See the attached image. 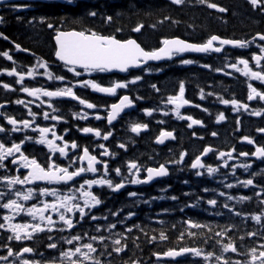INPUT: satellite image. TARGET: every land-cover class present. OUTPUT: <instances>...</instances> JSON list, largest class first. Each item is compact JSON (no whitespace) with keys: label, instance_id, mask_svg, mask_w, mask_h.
<instances>
[{"label":"snow or ice","instance_id":"1","mask_svg":"<svg viewBox=\"0 0 264 264\" xmlns=\"http://www.w3.org/2000/svg\"><path fill=\"white\" fill-rule=\"evenodd\" d=\"M173 5H183L184 0H170ZM247 2L252 6L254 10L259 9L264 13V0H247ZM9 0H0V5H8ZM67 5H73L76 0H64ZM199 3L206 5L209 9H214L217 12L224 13L227 9L218 6L216 3L211 2V0H199ZM13 9H16L15 5H12ZM98 12L96 10L89 9L86 12L88 17H97ZM119 15V13H117ZM102 20L111 24L114 20L112 15H103ZM170 19V17H165V20ZM4 21V17L0 16V23ZM41 23H46L43 19ZM161 21L160 23H162ZM175 22V21H173ZM32 23V21H29ZM47 28L53 29L55 31V46H54V56L57 61H60L66 71L71 73L73 77H83L87 75L91 77L93 73L97 74H108V73H129L131 69H141L142 71L149 73L151 72L150 67H145L149 65V62H159L163 60H173L174 57L183 56L185 53H221L224 46H231L235 49H248L253 43L259 49V53H251V61L255 64L254 70L250 67V61L246 58L238 57L235 63L225 64V67H230L235 72L240 73V75L246 77L250 81H258L260 84L264 85V33H257L251 40H237V39H226L221 38L217 35H211L205 42L201 43H190L180 38H165L159 41L158 47L146 50L137 42L134 38H118L116 35H105L101 32L94 31L91 29L87 30H73V31H63L55 27L52 23L46 24ZM155 27V25H152ZM144 28V24L138 23L131 28V32L140 33ZM116 32H122V28H116ZM0 38L4 40H9V37L0 33ZM15 50L18 52H27V49L22 48L19 44L14 45ZM0 56L8 61H12L13 57L9 54V51L5 50L0 52ZM183 65H190L195 63L192 59H181L180 61ZM242 65V67H240ZM201 67L210 68V65L203 64ZM37 68L44 69V75L49 80H55L60 82H65L66 77L64 75H54L53 72L49 71L48 63L44 60H38L34 67H30L27 70L28 78H35ZM162 70V69H160ZM6 75L9 77H16L15 83L21 85V91L26 93L28 97H32L35 100L40 101L37 107H40L45 103L41 97H47L49 101L55 98H70L73 101H78L80 105L85 109H96L97 105L88 102L86 99L78 96L74 91V88H90L93 92L105 94L110 97L117 96V90L126 89L129 84H136L142 79L140 75L134 76L131 80L125 78L123 81L116 80L112 81L109 86H102L100 83L96 82L95 79H80L76 83L68 81L71 86L58 87L55 90H47L43 87H28L24 86L23 81L25 80V74L23 72H18V70L13 67L11 70L4 69ZM217 71H221L217 69ZM229 73H225L228 75ZM7 91H15L8 83L0 84ZM152 87L156 88L153 84ZM212 95V93H208ZM201 99L204 98L203 93H201ZM259 99L264 102V91L258 90V88L253 87L251 83L248 84V95L247 100L252 101L254 99ZM136 99H140L137 97ZM167 104L172 106V111L178 120H188L190 123L188 127L191 128L193 125L201 124L202 122L193 119L191 116H186L181 114V109L185 105H189L190 101L185 99V85L183 82L179 84L178 92L175 95H169L167 97ZM14 103L18 105H24L27 107L25 100L17 99ZM221 103L228 105L231 103L235 110L244 109L248 111L249 106L246 103H240L233 99L231 101L227 99H221ZM199 107L198 105H194ZM4 105H0V108ZM47 107L52 109V113L58 111L54 105L49 102ZM134 107V102L128 95H119L118 102L111 103L110 110L107 114V122L109 125L113 124V121L122 113L125 109ZM207 111V109H202ZM145 115L151 116L152 110L145 109ZM167 115V112L164 113ZM252 115L260 116L262 113L260 111H252ZM28 115L32 117L31 120L23 119L16 120L11 116H5L7 125L11 126L10 132L16 133L25 130H31L32 132H38V138H35L34 143L38 145H44L50 155H48L46 163L41 164L36 158H29L22 151V146L26 141H32L33 138L25 135L19 143L13 141L10 146L4 142H0V168H5V161L10 160L13 165H18L16 171L19 172L21 168L27 170V174L16 175V176H4L0 178L7 188L8 192L14 194L15 198L8 197L6 202H0V209L6 210L5 215L2 216L3 223H0V229L5 232L10 233L7 237L9 242L15 240L16 242L22 243L25 240H32L34 235L37 233L45 232L52 233L53 231L65 232L68 231V236H62L61 239L67 245H71L70 248L59 250L57 255H53L45 260H35L26 258L25 254L32 255L35 253V249L29 246H23L18 251H14L9 245H5L7 249L6 255H0V262L3 264H8L9 257H14L15 260L19 261V264H103L101 257L105 255L111 256L113 253L120 255L127 248V244L124 242L127 240L126 236H123L120 232L113 233V230L117 228V224L124 225L126 220L131 219L134 212H129L127 216L123 217L117 222H109L105 227L104 231H107L110 235L114 236L110 241V245L105 244V240L108 239L104 235H89L88 233L73 234L72 229H74L77 224L84 221L85 217H89L92 221L98 219L107 220L108 217H97L91 213V210L101 204V200L96 194L92 192L94 186L104 187L106 186L113 192H118L125 187V182H129L132 185H148L153 180L161 177H166L169 175L168 169L165 164H160L158 167H144L135 161L127 162V175H124L119 167L112 169L117 177H120L119 182H113L109 179V165L107 162H103L97 159L96 155L90 154L88 147H83L81 149L82 154L69 156V147L76 152L80 146L72 141L69 144L64 141L63 136L57 135L54 129L49 127H41L39 125L33 127L35 124L36 114L32 112L31 108H28ZM73 118L87 119V113H74ZM223 113L219 114L216 118V122L224 120ZM43 119L59 122L61 117L55 114H50L47 111L43 112ZM96 120L105 119L100 115L95 116ZM161 121H158L160 123ZM238 123V122H237ZM147 124L133 123L131 125L130 131L139 135L141 131L147 130ZM9 130L3 126H0V133L8 132ZM81 131L85 134L91 133L96 138L107 141L112 135L111 131H107L102 135L101 130L94 129L92 127H84ZM259 132L264 133V128L258 129ZM67 130H65L66 134ZM49 134L51 139L48 138ZM213 136L216 133H212ZM167 139H174L173 133L170 131H160L159 136L156 138V143L162 144ZM243 140L248 144L253 145L255 151L249 154L248 152H240L239 155L243 157H248L249 155L254 156L258 160L264 161V145L257 146L253 139L245 136ZM56 141H60L61 145H58ZM98 147L103 149L100 155L109 156L111 155L104 144H99ZM118 147L125 148L124 144H119ZM211 147H205L203 149L202 155H206L212 152ZM233 149L229 152H219L218 159L227 157V160L233 159ZM59 153V157L67 158L69 163L66 166H61L53 160V155ZM186 153H181L180 159L176 163L183 161ZM227 160H224L222 166L227 167ZM79 166L73 167L77 165ZM86 162V167L84 163ZM97 165H102L103 173L99 179L96 178H85L86 173H91L93 176L99 171ZM206 166L202 162V156L198 155L191 163V168L197 170L195 175L201 176L202 172L199 169H204ZM238 167L243 168L247 171L252 167L249 163H242ZM145 175L141 178V172ZM217 172V168L207 166V173L211 176L213 173ZM264 172V170H262ZM232 175L235 176V170L233 169ZM255 175V174H254ZM77 178H80L82 182H78ZM40 182L46 186H40ZM79 184L77 187L76 184ZM240 185L247 188L249 186L255 188L253 179H244L238 181ZM20 185L23 190L16 189L14 186ZM25 185H34L35 187L24 188ZM53 185H64L67 186V190L64 192L59 191L56 187H47ZM225 187L231 189L234 187L233 184L228 183ZM204 192H208V188L203 189ZM4 191H0V201H4L6 197ZM130 197H136L138 194L136 192H130L128 194ZM185 195H188L185 193ZM219 196H225L224 192H219ZM264 195V193L256 192V196ZM44 197H52V201L48 202ZM156 199V197H153ZM164 199V197H160ZM171 200L175 201L178 198L176 196H171ZM226 199L231 201L234 199L233 196L227 195ZM240 201L250 200L251 197L240 196L238 198ZM37 200V203L27 206L29 201ZM200 202V198H197L196 204H186L185 207H196ZM148 203V201H144ZM206 203L211 207L215 208L218 204L217 199L209 198ZM260 204L264 205V199L260 200ZM229 212H232L236 216H241L239 211H234L233 208L229 207L227 203L223 205ZM87 210V211H86ZM184 209L181 208L180 211ZM30 218V221L24 223H14L16 217L21 215ZM76 214H78V219L75 220ZM220 215V213H215ZM112 216H118V212H112ZM264 215V214H262ZM262 215H252L251 219L256 223H261ZM53 216L58 217V220H54ZM247 219V217H245ZM187 225L186 232L189 236H195L196 233L192 232V229H202L208 227L207 225L201 224L199 222L193 221L191 219L184 221ZM59 224V227H55ZM133 227L139 228V225L134 224L131 227H125L124 231L131 233ZM142 230V229H141ZM231 227H225L221 231L214 233L215 237L220 239L215 240L212 251H205L203 248L198 247H179L170 248L163 254L154 253L157 260L163 257H168L175 259L176 257L183 256L186 253H191L194 257H199L202 259L204 264H264V243H260L255 247H251L244 252H241V248L244 247L243 243L238 247L233 239L227 238V243H223L222 240L227 237V233L230 232ZM185 231H182L178 237L179 240H183ZM211 231V229H209ZM96 232H101V226H96ZM147 236V233H145ZM247 237L251 239L257 236L256 232H247ZM264 239V234L261 235ZM49 240H52V236L49 235ZM138 239V238H137ZM151 240H155L156 237H150ZM167 235L161 231L159 234V240H167ZM211 239V237H209ZM244 236H240L239 240L243 242ZM208 241L205 240L204 243ZM99 245L101 247H97ZM218 246V251L216 250ZM50 250L58 249V244L56 242H51L46 245ZM110 247V251H109ZM228 253L234 254L236 257L245 256L247 259H232L230 256L226 255ZM41 257L44 253H39ZM15 264V261L13 262ZM132 264H136L132 261Z\"/></svg>","mask_w":264,"mask_h":264},{"label":"trees","instance_id":"2","mask_svg":"<svg viewBox=\"0 0 264 264\" xmlns=\"http://www.w3.org/2000/svg\"><path fill=\"white\" fill-rule=\"evenodd\" d=\"M211 2L227 9V11L220 13L214 9H209L206 5L199 3V0H184L183 5L179 6L171 4L170 0H80L75 7L55 4L40 6L32 14L35 19L33 23H29V20L20 21L17 16L4 14L5 20L0 26V33L8 36L9 40L0 38V52L13 50L12 46L15 44L27 49L29 56H25L27 59L25 64H28V66L18 67L20 69L34 67L32 66L33 60L37 58L50 64L54 63L53 39L55 31L47 28V23H52L61 30L91 29L105 35H116L118 38H134L146 50L160 46L159 41L165 38L179 37L186 41L201 43L205 42L211 35L226 39L251 40L258 32L264 33V13L259 9L254 10L247 0H211ZM89 9L96 10L98 12L97 17L86 16V12ZM103 15H112L114 17L113 22L111 24L105 23L101 18ZM165 17H170V19L165 20ZM41 19L46 21V23H41ZM161 21L163 22L160 23ZM138 23L144 24L141 32H131V28ZM152 25H155V27H152ZM116 28H122L123 31L116 32ZM235 56V54H226L222 57H191L196 64L188 67L180 66L179 61L176 59L169 65L151 67V76H147L142 71L130 73L124 78L110 77L101 82L107 85L114 80L123 81L125 78L131 80L134 76L140 75L142 82L132 87L131 94L133 97L138 94L141 98L139 102L141 115L145 109L158 112L164 99L178 92L181 82L185 83L186 92L189 95L200 91H205L207 94L212 93V95L206 97V103L211 102L215 97L232 99L236 95H243L246 91L245 86L238 83L234 77L229 74L225 75V73H229L225 64H232L236 60ZM2 59V56H0V69H2V66L8 70L15 67L7 65ZM3 63L6 65H3ZM203 64L211 67H201ZM217 69L221 71H217ZM52 70L55 75H64L67 78V75L61 70L54 67H52ZM159 72L162 73L159 74ZM153 84L156 85L159 91L152 87ZM87 99L99 104V100L102 98L90 95L87 96ZM3 101H7L6 97L3 98ZM110 103L111 101H106L103 108L108 107ZM154 116L158 117L157 120H161L160 114H154ZM157 120L156 118L145 119L144 124L149 126V132L140 137L129 135L125 138V144L129 151L127 155L129 161H135L142 166H154V164L165 163L172 166V177L166 180L165 190H167L168 198L165 202L166 215L163 216L167 221L166 235L168 239L161 247L164 252L170 248L178 249L185 246L203 248L205 251L213 250L211 246L215 244V241L213 242L209 239L211 237L210 227L213 225L218 229H223L227 225L225 221L216 225L213 222L214 218H220L227 213V210L223 207L225 203H240L241 201L239 199L228 201L226 199L228 194L223 186L215 187L213 195L211 194L212 190L204 192V188H210L209 177L205 176L203 179H199L195 174H190L193 171L191 163L196 155L199 154L197 152L204 149V143L195 144L193 145L194 149H192L188 146L190 144V135L189 138L185 137V139L183 138L181 141L178 140L176 143L165 147L155 146L153 143L154 136H157L160 131L167 129V127L156 124ZM133 123L136 122L130 118L121 121V124L132 125ZM120 130L127 131L125 128H120ZM181 153H186V155L182 162L176 163L180 159ZM180 172L183 173L181 176H179ZM221 173L228 178V171L221 170ZM243 175L244 173L240 172V176ZM231 179L232 177H230ZM244 179L245 177L242 178V180ZM234 187L228 192L231 196L238 197L240 191ZM240 187L242 189L245 188L242 185ZM221 191L226 195L223 197L219 196L218 193ZM185 193L188 195H185ZM171 196H176L178 199L173 201L170 199ZM197 198H200V202L196 207H185L186 204H196ZM209 198L217 199L218 204L215 208H211L206 203ZM127 208L133 209L136 214L135 221L144 219L148 213L145 211L143 202L138 203L135 201L133 204H128L121 211H129ZM181 208L184 210L180 211ZM161 211L162 206L156 205L154 210L151 209L149 211L151 214L149 218L153 219V214L156 213L158 215ZM215 213H220V215ZM155 218L159 219L157 216ZM189 219L208 227L192 229L191 231L196 233V235L189 236L185 231L187 225L184 223V221ZM230 219L238 220L239 217L231 216ZM139 226L138 235L141 236L145 243H141L143 246L141 249L135 248V250L142 251L146 247L150 248L148 247L145 233L148 235L152 227L141 228L142 226ZM230 227L232 228L233 226ZM182 231H185V235L181 241L178 237ZM137 240L136 236V246H138ZM205 240L208 242L204 243ZM222 242L224 243L223 240ZM159 248V245L152 244L149 250L157 252Z\"/></svg>","mask_w":264,"mask_h":264},{"label":"flooded vegetation","instance_id":"3","mask_svg":"<svg viewBox=\"0 0 264 264\" xmlns=\"http://www.w3.org/2000/svg\"><path fill=\"white\" fill-rule=\"evenodd\" d=\"M245 54H240V56H244V58L248 59L250 61V67L255 69L254 62L251 61V53L256 52L259 53V49L253 45L250 46L246 51ZM239 56V57H240ZM242 67V65L240 66ZM236 76L243 85L245 86V93L243 95H236L235 100H237L240 103H246L249 106L248 111H245L244 109L235 110L231 103L228 105L222 104L213 106L214 108H217L220 110V113H223L224 120L220 121L219 123L216 122V116L212 113H209L205 115L203 112V108H201V105H198L196 103V98H190V100L194 103H191V111L192 114H203L207 118V121L205 124L207 125L206 132L203 133V131L199 132V134H202L203 140L201 143H204L205 147H211L213 149L212 152L207 156V158L203 159L202 152L200 155L202 156V162L203 163H209L212 167L217 168L222 166L224 163V160H227V157L218 159L219 152H229L235 149L233 151V159L227 160V167L228 172L231 170L241 171L244 173L245 179H253L254 184L256 185L255 188L249 186L247 188H239L238 190L242 193V196L251 197L250 200H244L240 203H227L229 207L233 208L234 211H239L242 215L238 216V220H232L230 219L231 216H236L232 212H229L227 210V213L223 216L224 219H216L214 218L213 222L217 225L218 223H221L225 221L227 224L225 227L233 226L230 232L227 233V237L223 239L224 243H227V238H231L234 240L236 245L239 247L241 243H243L244 247L241 248V252L246 251L247 249L251 247H255L259 245L260 243H264V239L261 238V235L264 234V205L260 204V200L264 199V195L256 196V192L264 193V162L258 161L254 158V156L249 155L248 157L240 156V152H248L251 154L255 151V148L253 145L248 144L246 141L243 140V137L247 136L254 140L255 144L257 146L264 145V133H261L258 131L260 128H264V102L260 101L258 98L254 99L252 101L247 100L248 95V84L251 83L253 87L258 88V90L264 91V85L260 84L258 81H250L246 77L240 75V73L236 72ZM231 101V100H230ZM78 106L74 108L73 111H70L67 109V107H70L68 104H63L62 108V114L60 112L50 113L58 115L61 118L59 122L43 119V113L40 110L31 108L30 106H27L24 108H15L14 106H11L8 110V112L3 113L2 116H0V126L5 127L8 129V132L0 133V142H4L7 145L10 146L11 142L15 141L17 143L20 142L24 138L25 135L30 136L33 138L32 141H26L25 144L22 146V151H24L25 155L29 156V158H36L39 163L42 165L46 163L48 155L50 153L48 152V149L44 145H38L34 143L35 138H38L39 133L38 132H32L31 130H25L20 131L16 133H11L10 129L11 126L7 125L5 116H11L12 118H15L16 120H23V119H29L31 120L32 117L28 115V108H31L32 112L36 114L35 124H33V127L39 125L41 127H49L52 128L54 126L55 131L57 132V135H61L64 138V141H67L69 144H71L72 141H75L80 148L76 150V152H73V150L69 147L66 151H68L69 156H75L82 154L81 149L83 147H88L90 154L96 155L98 160H101L103 162H107L109 165V169H114L119 167L124 175H127V155L129 154V151L127 153L124 152V148L118 147V143L116 142L117 138L116 136H110L107 141L96 138L91 133L85 134L81 131L82 128L86 127L87 124H92L94 129H99L102 132V135L104 134L103 130H108L107 123H103L102 120H96L95 116L87 115V119H80V118H73L74 113H86L85 111H82V105L77 103ZM67 105V106H66ZM194 105H198L199 107H195ZM183 111V110H181ZM252 111H260L262 114L260 116L252 115ZM64 117V118H63ZM187 123L190 121L185 120ZM184 120H177V123H182ZM238 122V123H237ZM182 125V124H181ZM65 130H67L65 134ZM237 130H240V132H236ZM191 132V135L194 133L196 134L198 130L196 128H192L188 130H182V132L189 133ZM212 133H216L215 136L212 135ZM180 137V133H179ZM49 139H51V135L48 136ZM196 141H199L196 139ZM58 145H61L60 141H56ZM99 144H104L105 147L108 149L109 153L111 155L109 156H103L100 155V153L103 151V149H100L98 147ZM53 160L61 165L66 166L69 163V160L67 158H61L59 157V153H56L53 155ZM11 158L7 161H5V168H0V178L4 176H16V175H22L27 174V170L21 168L19 172L16 171L18 165H13L10 162ZM242 163H249L252 165L251 168H249L247 171H245L243 168L238 167V165ZM79 166V162L77 165H74L73 167ZM84 166L86 167V162L84 163ZM97 168L99 171L93 176L91 173H86L85 178H96L99 179L103 173V167L102 165H98ZM255 174V175H254ZM145 173L141 172V178H143ZM214 173L210 176V185L212 186V192L213 195L214 187L216 185V177L213 176ZM109 179H112L113 182H119L120 177H117L114 171L109 170ZM78 182H82L80 178H77ZM224 185L225 182H224ZM40 186H46L43 185L42 182H40ZM76 186L78 187L79 184L77 183ZM27 187H35L34 185H25L24 188ZM47 187H56L59 191L64 192L67 190V186L64 185H53V186H47ZM16 189L23 190L20 185L14 186ZM0 191H4L7 195L4 198V201L0 202H6V199L8 197L15 198L14 194L11 192H8L5 185L0 182ZM135 191H142V188L135 187L134 185L130 184L129 182H125V187L122 190H119L118 192H113L106 186L104 187H96L94 186L92 189V192L98 196V198L102 201L100 205L93 208L91 210V213L96 215L97 217H108L107 220L104 219H98L96 221H92L89 217H85L84 221L77 224V226L72 229L73 234H81L88 233L89 235H104L108 239L105 240V244L110 245V241L112 238H115L114 236L110 235L107 231H104V227L109 222H117L121 220L123 217L127 216L129 212H125L122 215L118 216H112V212H119L120 209H122L125 204L132 200V197H130L128 194L130 192ZM144 191L149 192V189H144ZM158 199L159 201H163L165 199V193L163 190H160L158 192ZM160 197H164V199H160ZM48 202L52 201V197H44ZM146 201H148L146 209H150V197L146 196ZM254 201V203H253ZM37 203V200L29 201L26 204L27 206H31L32 204ZM87 211V210H86ZM7 214L6 210L0 209V223H3L2 216ZM252 215H262L261 223H256L251 219ZM151 214L148 212L146 214V218L138 221H134L133 219L126 220L124 222V225L117 224V228L113 230V233L120 232L123 236L127 237V240L124 241L127 244V248L124 252H122L120 255H116L113 253L111 256L105 255L104 257H101L103 264H132V261H135L136 264H198L199 260L197 257L192 256L190 254L189 256H186L184 258H180L176 261L173 260H157L154 253H164V250L162 249L161 245L165 244L167 240L160 241L159 240V234L161 231H163L166 234V226L167 221L164 218L160 219H150L149 217ZM247 217V219H245ZM54 220H58V217L53 216ZM78 219V214H76L75 220ZM30 221V218L27 216H24L23 214L21 216L16 217V220L13 221L14 223H24ZM211 222V223H213ZM134 224L141 225V228L146 227H152L151 230H149L148 235L145 236L146 241L148 242V247L145 248L142 251L135 250V248L141 249L143 247L141 243H145L144 240L141 239V236L138 235L139 228L136 229L133 227V231L131 233L125 232V227H131ZM101 226V232H96V226ZM60 225L57 224L55 227H59ZM211 240L214 242L216 239H220L219 237H215L214 233L217 231H221L222 229H218L215 226H211ZM247 232H256L257 236L252 237L249 239L246 235ZM10 235V233L5 232L3 229H0V255H6L7 249L5 245H9L13 248L14 251H18L23 246H29L33 247L36 251L32 255H25L28 259H35V260H45L50 258L53 255H57L59 250L61 249H67L70 248L71 245H67L63 242L61 239L62 236H68L69 232L65 231L63 233L58 231H53L52 233H48L47 231L37 233L34 235V238L32 240H25L22 243L16 242L15 240L9 242L7 240V237ZM49 235L52 236V240H49ZM136 236L138 238V246L135 245V239ZM155 236V240H151L150 237ZM240 236H244L245 239L243 242L239 240ZM143 238V237H142ZM142 240V241H141ZM210 240V241H211ZM153 241V242H151ZM56 242L58 244V249L56 250H50L46 247L48 243ZM159 242V243H155ZM152 244L159 245V250L153 251L149 250L151 249ZM98 248L101 247L99 245H95ZM213 249V246H211ZM217 247V246H216ZM219 250L218 248L216 249ZM110 251V247H109ZM212 251V250H209ZM39 253H44V256L41 257ZM230 256L232 259H241L245 260L247 257L240 256L236 257L232 253L226 254ZM162 256V255H161ZM15 261V264H19L18 260H15L14 257H9L8 264H13ZM204 264V262H202ZM0 264H3V262H0Z\"/></svg>","mask_w":264,"mask_h":264},{"label":"water","instance_id":"4","mask_svg":"<svg viewBox=\"0 0 264 264\" xmlns=\"http://www.w3.org/2000/svg\"><path fill=\"white\" fill-rule=\"evenodd\" d=\"M18 1H23V0H9V3L10 2H18ZM24 1H29V2H33V1H51V2H59V3H62V4H64V0H24ZM185 54H193V55H206V54H200V53H185ZM165 61H169V60H163V61H159V62H149V64H160V63H162V62H165ZM132 70H138V69H132ZM116 73H118V72H116ZM120 74H124V73H120ZM103 95H105V94H103ZM132 109H134V107H132V108H128V109H125L124 110V112H122L119 116H121V115H123V114H126L127 112H129L130 110H132ZM118 116V117H119ZM117 117V118H118ZM116 118V119H117ZM115 119V120H116ZM115 120L113 121V122H115ZM167 140H170V139H167ZM167 140H165V142L167 141ZM162 144H164V143H162ZM162 178V177H161ZM159 178H157V179H155V180H153L152 182H154V181H156V180H158ZM162 258H168V257H162ZM177 258V257H176Z\"/></svg>","mask_w":264,"mask_h":264},{"label":"rangeland","instance_id":"5","mask_svg":"<svg viewBox=\"0 0 264 264\" xmlns=\"http://www.w3.org/2000/svg\"><path fill=\"white\" fill-rule=\"evenodd\" d=\"M85 76H87V75H85ZM85 76H83V77H85ZM88 77V76H87ZM184 139H185V137H184Z\"/></svg>","mask_w":264,"mask_h":264}]
</instances>
